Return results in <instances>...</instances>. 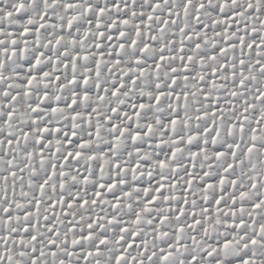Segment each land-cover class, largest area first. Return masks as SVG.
I'll return each mask as SVG.
<instances>
[{"label": "snow or ice", "instance_id": "snow-or-ice-1", "mask_svg": "<svg viewBox=\"0 0 264 264\" xmlns=\"http://www.w3.org/2000/svg\"><path fill=\"white\" fill-rule=\"evenodd\" d=\"M0 264H264V0H0Z\"/></svg>", "mask_w": 264, "mask_h": 264}]
</instances>
